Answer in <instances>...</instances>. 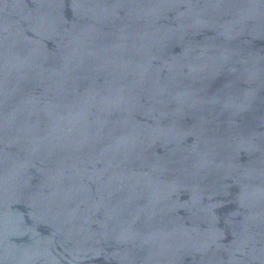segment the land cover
Listing matches in <instances>:
<instances>
[{"label": "water", "instance_id": "obj_1", "mask_svg": "<svg viewBox=\"0 0 264 264\" xmlns=\"http://www.w3.org/2000/svg\"><path fill=\"white\" fill-rule=\"evenodd\" d=\"M0 264H264V0H0Z\"/></svg>", "mask_w": 264, "mask_h": 264}]
</instances>
